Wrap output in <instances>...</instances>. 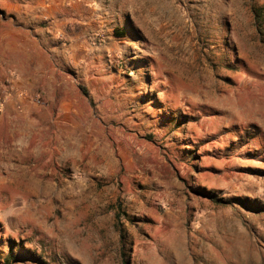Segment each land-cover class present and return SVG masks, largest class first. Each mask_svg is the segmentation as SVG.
I'll return each instance as SVG.
<instances>
[{"label": "rangeland", "instance_id": "374dc122", "mask_svg": "<svg viewBox=\"0 0 264 264\" xmlns=\"http://www.w3.org/2000/svg\"><path fill=\"white\" fill-rule=\"evenodd\" d=\"M6 258L264 264V0H0Z\"/></svg>", "mask_w": 264, "mask_h": 264}, {"label": "trees", "instance_id": "16d2710c", "mask_svg": "<svg viewBox=\"0 0 264 264\" xmlns=\"http://www.w3.org/2000/svg\"><path fill=\"white\" fill-rule=\"evenodd\" d=\"M254 17H255V19H256L257 21L259 20V14H258L256 11L254 12ZM79 90H80L84 95H87L86 90H85L84 87L79 86ZM207 196L210 197V199H212L213 201L216 200L215 197H212V196H210L209 194H207ZM220 202H223V200H220ZM8 263H9V262L7 261V258H6V259H5V264H8Z\"/></svg>", "mask_w": 264, "mask_h": 264}]
</instances>
